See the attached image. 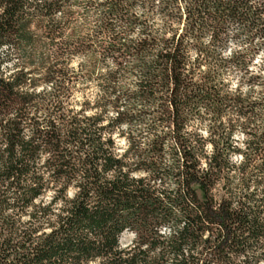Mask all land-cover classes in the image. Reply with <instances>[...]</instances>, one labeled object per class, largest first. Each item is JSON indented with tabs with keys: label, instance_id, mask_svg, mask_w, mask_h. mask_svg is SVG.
Instances as JSON below:
<instances>
[{
	"label": "trees",
	"instance_id": "16d2710c",
	"mask_svg": "<svg viewBox=\"0 0 264 264\" xmlns=\"http://www.w3.org/2000/svg\"><path fill=\"white\" fill-rule=\"evenodd\" d=\"M263 36L264 0H0V264H264Z\"/></svg>",
	"mask_w": 264,
	"mask_h": 264
},
{
	"label": "rangeland",
	"instance_id": "374dc122",
	"mask_svg": "<svg viewBox=\"0 0 264 264\" xmlns=\"http://www.w3.org/2000/svg\"><path fill=\"white\" fill-rule=\"evenodd\" d=\"M257 1L258 0H254V2H257ZM254 49L258 53L256 60L254 61V66H259V64H264V38L260 39V40L256 39L254 41ZM73 65L76 66L77 62L74 61ZM234 82H235V80H234ZM255 92H256V94H255L256 96H259V93H262L264 95V85L263 86H256ZM202 134L205 135V130H202ZM245 138H246V136L241 129L235 130L234 141H235L236 145L241 147ZM117 140L119 141V147H120L119 152H122L123 148L125 146V141L123 138H118ZM232 159L234 162H239L241 157L239 154H234Z\"/></svg>",
	"mask_w": 264,
	"mask_h": 264
}]
</instances>
